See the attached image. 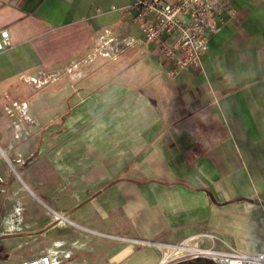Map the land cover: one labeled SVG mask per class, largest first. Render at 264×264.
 I'll return each instance as SVG.
<instances>
[{
  "label": "crops",
  "instance_id": "obj_1",
  "mask_svg": "<svg viewBox=\"0 0 264 264\" xmlns=\"http://www.w3.org/2000/svg\"><path fill=\"white\" fill-rule=\"evenodd\" d=\"M134 2L0 0V264L264 251V0H229L201 64L174 74ZM106 45L119 81H24Z\"/></svg>",
  "mask_w": 264,
  "mask_h": 264
},
{
  "label": "built area",
  "instance_id": "obj_2",
  "mask_svg": "<svg viewBox=\"0 0 264 264\" xmlns=\"http://www.w3.org/2000/svg\"><path fill=\"white\" fill-rule=\"evenodd\" d=\"M135 22L147 40L157 44L161 58L170 63V72L176 73L189 65L202 62L208 40L218 28V15L229 7V0H135ZM114 7V5H112ZM177 33L170 43L167 36ZM9 43L7 28H0V50ZM102 55L107 51L99 50ZM35 81L34 76L24 77ZM25 102L12 101L7 108L10 115L19 109L24 112ZM198 235H209L201 233ZM172 249L188 251L194 257H207L215 264H264V251L249 253L241 250H217L212 246L182 241ZM168 255L165 257L167 261ZM23 264H48L47 257Z\"/></svg>",
  "mask_w": 264,
  "mask_h": 264
},
{
  "label": "rangeland",
  "instance_id": "obj_3",
  "mask_svg": "<svg viewBox=\"0 0 264 264\" xmlns=\"http://www.w3.org/2000/svg\"><path fill=\"white\" fill-rule=\"evenodd\" d=\"M107 45L103 51H107ZM99 50V48L97 50L93 49L90 53L67 67H63L59 70L43 72L40 75L35 76V81H24L30 86L37 87L48 86L50 84L61 83L63 81H68L72 84V86H80L86 80L87 83H90L89 86L91 87L97 86L98 84L100 85L102 82L107 83L110 81H119L121 79L117 71L119 67H115L113 55H102ZM94 71H98L99 75L90 79L89 76H91ZM171 252L172 257H174L166 262L164 261L162 264H176L178 262L192 260L194 258V256H192V254L188 251L171 249Z\"/></svg>",
  "mask_w": 264,
  "mask_h": 264
},
{
  "label": "trees",
  "instance_id": "obj_4",
  "mask_svg": "<svg viewBox=\"0 0 264 264\" xmlns=\"http://www.w3.org/2000/svg\"><path fill=\"white\" fill-rule=\"evenodd\" d=\"M176 264H215L212 260L205 257H194L192 260L181 261Z\"/></svg>",
  "mask_w": 264,
  "mask_h": 264
}]
</instances>
